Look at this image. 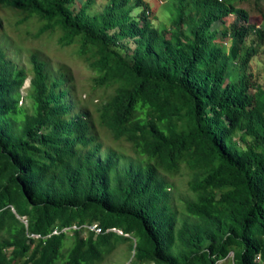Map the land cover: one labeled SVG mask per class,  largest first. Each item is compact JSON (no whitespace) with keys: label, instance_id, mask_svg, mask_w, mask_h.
Here are the masks:
<instances>
[{"label":"trees","instance_id":"1","mask_svg":"<svg viewBox=\"0 0 264 264\" xmlns=\"http://www.w3.org/2000/svg\"><path fill=\"white\" fill-rule=\"evenodd\" d=\"M80 1L0 0L37 21L36 37L76 44L104 90L92 112L67 66L34 52L29 73L0 46V264H94L114 241L129 242L131 264H264V84L249 74L264 11L251 22L241 5L260 0H170L169 28L145 0L94 15ZM101 129L134 158L105 151ZM183 166L181 217L164 173Z\"/></svg>","mask_w":264,"mask_h":264},{"label":"rangeland","instance_id":"2","mask_svg":"<svg viewBox=\"0 0 264 264\" xmlns=\"http://www.w3.org/2000/svg\"><path fill=\"white\" fill-rule=\"evenodd\" d=\"M151 6V17L154 26L158 28H169L171 22V1L170 0H145ZM81 1L77 0L75 7H80ZM111 0H95L89 7L88 11L91 15L102 13ZM249 10L251 22L260 21L261 12L264 11V0H260L258 5L249 6L241 4ZM140 8H135L133 14L137 15ZM232 16L231 19H233ZM24 14L13 8L0 7V19H2V28L0 29V46L5 49L9 58L20 66L30 71L29 58L32 53L37 52L49 63L53 69L67 66L73 77L76 92L79 101L88 104L89 110L96 111V105L104 97V90L94 87L92 78L95 72L88 68L85 62L78 56V46L76 44L62 47L57 43L59 33H47L41 37H36L38 25L37 21L32 18L21 22ZM20 21V22H19ZM219 25H214L218 27ZM254 38L251 36L249 41ZM256 42V41H255ZM253 42V43H255ZM258 47V55L250 62L249 74L253 83L264 84V50ZM135 46L134 39H124L121 42V50L124 56L132 61L133 48ZM30 73V72H29ZM31 77V74L30 76ZM30 86V78L25 82L21 89L20 104L29 107V99L27 98ZM93 99V101H92ZM101 136L104 140V150L117 149L127 158H134L130 145L124 141H116L111 134L101 129ZM166 179L171 183L169 190L172 192L174 204L179 215L184 216V203L192 197V192L188 187V181L191 178V172L183 166L177 173H164ZM133 256L129 251V242L114 241L110 246V250L106 252L99 262L94 264H131ZM218 264H233V257L230 255L228 259H223Z\"/></svg>","mask_w":264,"mask_h":264},{"label":"built area","instance_id":"3","mask_svg":"<svg viewBox=\"0 0 264 264\" xmlns=\"http://www.w3.org/2000/svg\"><path fill=\"white\" fill-rule=\"evenodd\" d=\"M87 228H89V229H91V230H94V231H96V232H98V233H100L101 232V228L99 227V226H97L96 224H94V225H85ZM74 228H76V226L74 225L73 226ZM114 231H116V232H118V233H120V234H122V231L121 230H119V229H113ZM55 233H58V231H54ZM39 236V235H38Z\"/></svg>","mask_w":264,"mask_h":264}]
</instances>
